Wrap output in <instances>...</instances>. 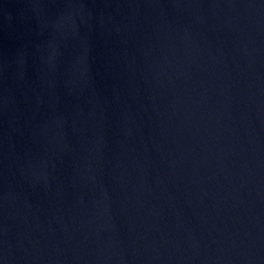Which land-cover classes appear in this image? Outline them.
<instances>
[{
  "label": "water",
  "instance_id": "obj_1",
  "mask_svg": "<svg viewBox=\"0 0 264 264\" xmlns=\"http://www.w3.org/2000/svg\"><path fill=\"white\" fill-rule=\"evenodd\" d=\"M0 264H264V0H0Z\"/></svg>",
  "mask_w": 264,
  "mask_h": 264
}]
</instances>
